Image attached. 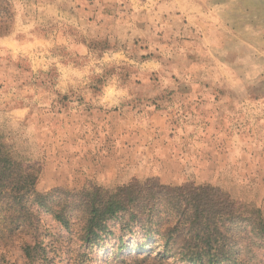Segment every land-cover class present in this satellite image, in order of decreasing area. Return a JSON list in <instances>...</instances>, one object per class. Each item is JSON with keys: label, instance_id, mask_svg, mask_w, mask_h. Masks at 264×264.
<instances>
[{"label": "clouds", "instance_id": "obj_1", "mask_svg": "<svg viewBox=\"0 0 264 264\" xmlns=\"http://www.w3.org/2000/svg\"><path fill=\"white\" fill-rule=\"evenodd\" d=\"M165 158L245 194L264 168V0H0V181L123 186ZM46 198L0 209V264H58Z\"/></svg>", "mask_w": 264, "mask_h": 264}, {"label": "trees", "instance_id": "obj_2", "mask_svg": "<svg viewBox=\"0 0 264 264\" xmlns=\"http://www.w3.org/2000/svg\"><path fill=\"white\" fill-rule=\"evenodd\" d=\"M37 172L22 173L26 178L15 183L0 181V209L48 195L45 207L80 248L112 243V250H185L181 262L235 264L239 251L264 247V219L214 186L149 178L112 189L90 185L43 194L36 190Z\"/></svg>", "mask_w": 264, "mask_h": 264}, {"label": "rangeland", "instance_id": "obj_3", "mask_svg": "<svg viewBox=\"0 0 264 264\" xmlns=\"http://www.w3.org/2000/svg\"><path fill=\"white\" fill-rule=\"evenodd\" d=\"M161 172L150 178H157L162 184L179 186L186 183L196 185L216 186V181L209 180V171L205 169L192 180L181 183L175 171L174 160L165 158L161 161ZM36 190L39 193H46L55 188L78 190L93 185L82 177L72 173H65L54 170L53 167L45 166L37 170ZM119 185L103 187L112 189ZM229 194L236 202L242 204L247 209L256 210L258 215L264 219V168L256 169L250 174V186L248 193H241L228 189L227 186L217 187ZM51 220V218L49 217ZM58 237L59 261L58 264H189L181 262L179 254L185 250H112V243H106L101 248L87 250L80 248L76 239L69 238L64 231L59 232ZM132 244H137L132 240ZM256 255L255 253H252ZM243 261V257L241 258ZM252 264H264V261H252Z\"/></svg>", "mask_w": 264, "mask_h": 264}]
</instances>
